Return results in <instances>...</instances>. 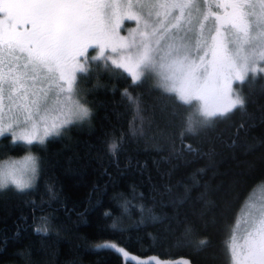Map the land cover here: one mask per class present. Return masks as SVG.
Listing matches in <instances>:
<instances>
[{
    "label": "trees",
    "instance_id": "1",
    "mask_svg": "<svg viewBox=\"0 0 264 264\" xmlns=\"http://www.w3.org/2000/svg\"><path fill=\"white\" fill-rule=\"evenodd\" d=\"M78 84L93 113L90 124L68 125L42 146L14 143L9 135L0 140V164L28 154L44 160L34 190L0 193V264H143L108 244L139 262L226 264L225 244L242 203L264 185V78L245 86L254 101L247 114L236 111L207 132L186 134L184 143L196 151L179 157L171 152L180 150L183 129L171 126L178 124L172 102L151 83L133 88L128 74L113 67L78 76ZM125 89L143 98L152 122L144 136L133 125L137 112L121 95ZM113 141L115 155L108 150ZM188 225L191 240H210L202 251L185 246Z\"/></svg>",
    "mask_w": 264,
    "mask_h": 264
},
{
    "label": "snow or ice",
    "instance_id": "2",
    "mask_svg": "<svg viewBox=\"0 0 264 264\" xmlns=\"http://www.w3.org/2000/svg\"><path fill=\"white\" fill-rule=\"evenodd\" d=\"M7 27L0 31L7 73L0 75V94L7 89L9 111L13 106L15 126H0V137L8 134L25 146H42L49 136H59L68 125L91 123L92 110L79 87L81 80L103 68L122 70L133 88L151 83L172 102V117L178 134L179 157L196 151L184 143L186 134L207 132L218 118L236 111L247 114L253 103L244 89L258 75L264 78V0H0ZM147 9V12H145ZM215 9V10H213ZM137 27L121 36L122 22ZM89 49L95 53L89 54ZM102 61L101 63H97ZM49 84V89L38 87ZM55 85V87H51ZM233 85H236L234 88ZM49 92L63 97V118L48 123ZM121 95L135 106L133 121L139 135H146L151 120L143 113V98L127 89ZM184 107L186 115L178 108ZM22 112V117L19 113ZM194 112V114H193ZM243 124L241 128H243ZM30 150V149H29ZM113 155L118 145L108 148ZM44 160L26 155L0 166V193H26L35 189ZM242 203L241 215L225 244L226 264H264V203ZM207 203H213L208 201ZM203 215V213L201 214ZM46 223L47 218H42ZM245 225L238 240L236 229ZM115 227V225H114ZM47 232V228L37 232ZM194 229L185 228L186 247L202 251L207 237L191 240ZM119 252L115 244L106 245Z\"/></svg>",
    "mask_w": 264,
    "mask_h": 264
},
{
    "label": "rangeland",
    "instance_id": "3",
    "mask_svg": "<svg viewBox=\"0 0 264 264\" xmlns=\"http://www.w3.org/2000/svg\"><path fill=\"white\" fill-rule=\"evenodd\" d=\"M210 2H215V3H223L224 0H210ZM215 10V9H213ZM145 12H147V9H145ZM8 21L7 18L4 15L3 12V4L0 3V31H2L4 28L7 27ZM137 27V22L133 21V20H127L125 19L122 22V28L120 30V35L121 36H127L128 31L135 29ZM94 49H89V52H91ZM95 53V52H94ZM98 54V53H95ZM5 59V52L3 50V46L0 45V75H4L7 73V66L2 62ZM78 80V78H77ZM38 87L43 88L45 90L49 89V84L48 83H44V84H39ZM51 87H55V85H51ZM49 111L43 113L45 119L47 120L48 123H52L54 120H57V118H63V116L61 115L62 111H66V107L63 103V97L61 96L60 100L57 101L54 97H52L51 92H49ZM17 115V110L15 109V106H13V111H9V101L7 99V89L5 88L4 92L2 94H0V126L6 125L7 123L11 122L13 123V125L15 126L16 121L13 120V116ZM19 115L22 117L23 113L20 112ZM9 136H11V139L14 143H21L23 144L22 141H18L16 140V138L14 136L11 135V133L8 134ZM51 137V136H49ZM47 137L46 140L49 138ZM3 137H0V140ZM45 140V141H46ZM28 155H32V154H28ZM26 156V155H25ZM24 157V156H23ZM23 157L21 158H16V159H11V160H4L1 162L0 166H3L6 162H10L12 160H21ZM250 203H256V204H260V203H264V185L261 186L260 188H258L254 194L251 196ZM244 229H245V225L243 223V221L240 222L239 226L237 227V239L240 240L244 235ZM110 245V244H108ZM117 249H122L123 252H119L123 258L126 261H133V262H138V263H143V264H179V262L182 263H186L184 260L181 261H164L161 260L159 258H149L150 260H147V262H139L137 258H135L133 255L129 254L127 251H125L123 248L116 246ZM144 261V260H143Z\"/></svg>",
    "mask_w": 264,
    "mask_h": 264
}]
</instances>
